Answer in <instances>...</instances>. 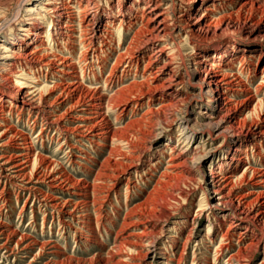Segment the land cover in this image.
<instances>
[{
  "label": "rangeland",
  "instance_id": "obj_1",
  "mask_svg": "<svg viewBox=\"0 0 264 264\" xmlns=\"http://www.w3.org/2000/svg\"><path fill=\"white\" fill-rule=\"evenodd\" d=\"M1 1L2 0H0V22L5 14L6 16L10 15V6H4ZM133 1L134 0H97L100 13L96 15L93 13L95 19H99L100 22H102V19H105V15L112 16L110 12L109 14H105V11L107 12L109 8H112L116 13L114 29H112V34L106 39V42L96 37L93 38L94 41L91 46L84 49L78 41L79 32L77 31H79V28L76 25L78 24L79 16H76L75 19L70 18L67 22H70L72 26L74 25L73 27L75 29L77 28V31L75 30V32H73V36L67 38L65 35H59V31L57 30L59 26H57L56 29V27L50 23V18L41 19L38 22V26L41 27L40 41L36 43L28 41L26 46H24V48L29 51L37 48V45L47 47V51L50 53L53 52L52 54H55L56 57H68V62L72 59L77 60L81 52L91 60L86 70L84 68L86 66L84 61L79 58V62H77V65H80L76 69L77 74H81V81L86 87L91 89L98 88L99 93H103V101L106 100V102L110 103H112L111 101H119L121 97L133 95L130 97L132 101L129 103L130 107L127 111L120 115L119 110L104 107L102 109V117L106 118L107 127L113 130V132L116 131L115 133L119 136L133 129V133H135L133 138L130 136V143L132 142L134 145L133 146L131 143L134 157L132 152H130V148L128 146L126 147L119 139L112 138L111 134H107L106 140H101L105 146L98 145L88 140H85V144H83V141H76L79 140L77 138V133L67 131L66 129L67 127L73 126V122L75 121L74 116H76V114H89L87 111L81 112V110L74 109L69 112L62 120L61 131H56L53 127L40 131L46 118H51L52 120L53 117L49 113L39 112L38 116H36L35 112H29L30 107L28 108V106L22 110V112H19V108L13 109L11 113L8 110L5 111V117L9 120L8 125L16 128L18 132L24 133L23 141L31 140L36 152L46 159V162L42 164L45 165L47 161L50 162L49 168L43 171L49 172V170H51L50 167L52 168L54 166V169L67 177L74 178L75 180L83 179L84 182L93 183L95 189L92 196L94 195V199H101L102 205L99 209L92 210L90 212L91 219L88 220V223H84V221H81V219L76 216L79 212L76 215L70 214L75 199L69 196V193L50 188L46 183H40V188L35 194L29 195L27 190H23L16 195L13 193V188H16V186H14L13 182L9 183V185H6L7 191L4 193L5 195L0 199V207L4 201L7 202L6 206L0 209V223L3 224L4 230L6 229L4 234L1 233L2 230L0 229V264H45V262L50 260L53 261L54 259L55 261H58V259L60 261L64 257L66 259L63 264H88L89 262V264H95L99 262L97 261L98 257H102L103 259H108L110 257L109 252H113L112 250L115 251L118 237L124 233H133L134 235L132 237L135 239L137 238V240L141 242L146 239H150L149 242H152V246H150L149 250L153 252L149 253L145 258L143 257L141 264H236L234 258V260L229 259L231 254H237L238 257H241L243 264H260L263 262L264 229L261 226H253L251 228L250 221L243 218L241 219L240 216H237L236 221L239 224L231 223L235 219V215L230 212V206L223 208L229 213L223 218L221 217L222 212H220V210L210 213V211L207 210V206L208 208L210 207V205H207L208 201L213 205L217 202V198L212 197L209 200L204 199L201 187L206 188L210 185L214 171L219 168V165H221L224 160H228L229 162V164L226 165L227 169L225 172L231 174L234 178L246 167L247 169L249 167V169L264 170V137L259 138L252 136L247 138L246 132L243 131L241 127L230 129L226 132L224 131L222 134L216 135V125H218L219 117L224 111L216 108L217 105L215 100H210L206 92L196 88L195 82L190 77L193 74L190 72L192 71L190 67V58H192L191 56L196 47L208 54L210 59L211 57L214 58L215 47L227 40L234 41V44L242 45L241 47H244L246 51L244 52L246 54L253 51L252 58L245 67L250 66L249 69H251V66L256 63L258 72L255 75H253L250 70L247 71L244 69L243 64L241 67L240 57L243 54L242 48L241 50L234 49V46L230 43L225 49L227 51L225 52L226 54L222 65H232L236 76L243 85L242 87L248 88V90L240 96H238V93L232 92L230 96L232 99L240 100L249 95L252 96V98L254 97L253 101L259 99L264 101V85H261L262 78L259 71V68L264 65V46H259V38L257 39L253 36L249 37L244 33L242 34L240 31L234 30L217 32L207 36L206 40H197L188 35L185 31L181 33L182 35H178L174 32L171 36H166L164 40L165 43L167 42L168 44H166L172 48V63L178 64L179 73L184 78V84L180 86L181 88L174 94V97L179 95L178 101L174 100L173 97L170 101L167 100L171 103H167V101L162 102L159 97H156L154 101L149 103L148 107L150 109L145 104L141 103H138L134 107L136 94H139L142 90H144V92H148V90L143 86V88L139 86L135 87L136 85L134 86L135 89L130 90V88H126V86H131L135 81H141L142 75H144L141 73L142 67L137 69L138 74H134L135 68H131L130 70L129 68H124L123 61L115 64L118 53H124L125 46L132 39L133 29L127 27L128 21L134 19L139 20L141 14L142 4L139 8H137L136 5L133 9H129V12H126L130 14L129 16L125 15V11L123 12V10L128 9L131 2L133 4ZM243 1L244 0H237L230 8L236 9L240 7ZM44 2L45 0H33L28 7L31 6L35 11L37 7ZM141 2H143V0H141ZM160 2H162V7L168 10V17L170 16L169 18H171L170 22L172 25H180L177 22V14H181L183 11L181 8L182 2L180 0H160ZM205 7L213 9L214 13L222 9V7L219 8L217 5L214 6L212 4L202 5L194 9H196L199 14ZM91 10H93V8ZM25 13V10H23L22 18L18 20V23L11 22L1 28L0 30L2 33H0V36L6 35L13 38L18 34V37L22 36L21 38L23 39L30 37L29 34L21 30L24 28L23 26L26 25L25 22H28ZM261 14L260 12L259 15L262 16ZM259 15L258 18H261ZM55 18L57 19V17ZM121 20L122 22H120ZM53 29L56 30L55 32L58 33L59 37L67 38L66 44L65 42L57 44V42L51 38L49 34L52 35ZM184 36L186 38H184ZM262 43L264 44V41ZM160 44L162 43L159 41L156 42L152 49ZM179 48L181 51H179ZM152 49L144 50V52L148 54ZM18 50V53H23L19 47ZM97 58H102L104 60V64L101 65L102 68L98 65ZM18 68H20L18 71H24V66ZM33 70H35L34 73H36V75H39L40 84L38 86L46 85L51 87L55 82L67 83L70 81L64 74L56 71L53 75H50L48 69L41 64H36ZM110 70H113L115 72L114 74L119 76L120 79L115 77L111 87H108L104 85L102 78ZM93 74L97 77H95V82L91 83L89 78L93 79ZM2 83L3 81L0 80V86ZM10 85V87H12L10 93L18 89L16 86ZM56 90L57 89L52 90L50 99L58 93V90ZM119 90L121 92L120 94L118 93ZM109 97L112 99L111 101H108ZM153 97L154 94L150 92V94H143L138 100L142 102L143 99L144 103H146L147 99L151 100ZM219 100L220 98L217 99V101ZM162 103H166L168 106L163 107L161 106ZM7 106L9 105L7 104ZM66 106L67 105L63 108H59L60 112L63 111ZM151 109L152 112L150 111ZM143 111H146V113L144 114ZM201 111H205L206 113L209 112V115H212L213 119H209L207 116L208 114H200ZM167 112H171V117H167ZM246 112L247 109L232 111L228 114L226 120H240L247 114ZM17 114L18 119L16 118ZM190 118H193L198 124L204 119L211 120V123L208 127H204L202 124H200L201 128L197 126L198 128L196 127V129L200 128L199 130H203L201 133L197 132L195 128L185 126L184 119ZM253 118H255V116H253ZM182 119L183 121L179 122ZM248 122H250V120ZM148 130H150L152 134ZM134 136L137 137L134 138ZM142 138L146 142L144 140L142 141ZM151 140L153 144L151 147H148ZM262 140L263 143L260 145L259 141L262 142ZM165 143H167V147L172 145L175 152L177 151L176 153L182 152L187 155V159L179 165V169L182 170V173L169 178L168 184L162 180L160 183H157L159 178L162 179L160 175L169 167L168 153L170 150L163 146ZM71 144L74 146L76 145L77 148H71ZM142 144L146 145L142 147ZM238 147L240 151L234 154L235 148ZM115 148L118 150V153L123 152L127 156L132 155L131 157L133 158L131 161L134 166L129 168L121 166L116 169L113 172L115 177L114 184L109 185V181H102L100 178H95L94 173L98 170L99 165V168H101L102 164L105 166L109 164V162H112L116 155L112 152L115 151ZM203 153L206 154L201 158ZM137 155L139 158L134 159ZM107 159H109V162ZM167 165L168 167H166ZM201 170L205 172V176L201 175ZM189 178L191 180H189ZM234 184L241 187L238 189L239 193L254 189L250 184H242L241 178L235 180ZM0 187H3V182H1V180ZM102 187H107L105 189L109 191L106 197H101L100 195L102 194L99 195V190H101L100 188ZM255 191L257 190L255 189ZM41 193H45L47 196L44 197ZM49 196H58L61 200H74L68 207L61 209L55 208L51 204ZM200 208L202 210L199 211L198 209ZM125 220L128 222L127 224H123ZM245 224L250 228L248 229L249 231H244L246 228ZM227 227H230L231 232H227ZM9 230L10 232L15 231L17 233L15 234L16 236L14 235L11 237V241H8V236L11 234ZM243 231L245 233L244 239L240 243H237V236ZM225 232H227V236L224 239L222 234H225ZM22 235L28 237V241L36 242L31 249L25 250L27 253L14 246V241ZM252 237H255L259 242L254 241L255 249L254 247H252L253 249L249 247L246 248V242H248V239L251 240ZM147 240L145 242H147ZM46 241H50L52 245L55 244L56 247L53 249L54 251H63L65 253L63 255L55 252L50 253L48 250L49 245L42 244ZM221 244L223 248H220ZM9 248H11V250ZM240 248H244V250L242 252L238 251ZM4 255L5 257H3ZM137 259H139V257Z\"/></svg>",
  "mask_w": 264,
  "mask_h": 264
},
{
  "label": "bare ground",
  "instance_id": "obj_2",
  "mask_svg": "<svg viewBox=\"0 0 264 264\" xmlns=\"http://www.w3.org/2000/svg\"><path fill=\"white\" fill-rule=\"evenodd\" d=\"M32 1L33 0H2L1 1L2 4H4V6L6 7L10 6V12H9L10 15L6 16L5 14L4 18L0 22V29L10 24L11 22L18 23V20L22 18V11L25 10L26 12L25 16L27 17L26 19L28 22H25L26 25H24L23 26L24 28L21 30L29 34L30 37L27 36L28 38L23 39L21 38L22 36L18 37V34H16L15 37L13 38L8 37L6 35L0 36V80L3 81V83L0 86V180L1 182H3V187H0V199L3 198V196L5 195L4 193L7 191L6 185H9V183L11 182H13L14 186H16V188H13V193H15L16 195H18V193H20V191L23 190H27L29 192V195L35 194L36 191L40 188V183H46L50 188L59 190L64 193L65 192L69 193L70 194L69 196H72L75 199L73 203L72 201L74 199L72 201L64 200V199L61 200L60 197L58 196L57 197L49 196L50 202L55 208L57 207V208L65 209L66 207H68L70 204L73 203L72 206L73 209L70 211V214L76 215L79 212V214L76 216L79 219H81V221H84V223H88V220L91 219L90 212L92 210L99 209V207H101L102 205L101 199H99L100 200L99 201L93 198L94 195L92 196L95 189L93 183H87L86 181L84 182L83 179L75 180L74 178L67 177L63 175V173L61 174L56 169H54L55 168L54 166H53L54 168L50 167L51 170H49V172L43 171L46 170V168L47 169L49 168L50 162L47 161L45 165L42 164L46 162V159H44L42 155L36 152L34 148V144L32 143L31 140L23 141L24 133L18 132L16 128H14L11 125H8L9 120L5 117V111L8 110L11 113L13 109L19 108V112H22V110H24L28 106V108L30 107L29 112L30 111L35 112L36 116H38L39 112L49 113L53 118L52 120L51 118L50 119L46 118L45 122L42 124L40 128V131L49 129L51 127H53V129L56 131H61L60 128L62 127V120L69 112H71L74 109L81 110V112L87 111L89 112V114L86 115L82 113L76 114V116H74L75 121L73 122V126L67 127L66 129L67 131L77 133V138L79 140L76 141H83V144H85V140H88L91 142H95L98 145L105 146L104 143L101 142V140L103 141L106 140L107 134H111L112 138L119 139L121 142L125 144L126 147L128 146L130 148V152H132L133 154V150L131 147L132 142L130 143V136H132L133 138V135L135 133V132L133 133V129H130L126 132V134L119 136L115 133L116 131L113 132V130L107 127L106 118L102 117L103 115L102 109L104 107L117 109L119 110L120 115L125 111H127L128 108L130 107L129 103L132 101L130 100L132 94L131 95L129 94L130 95V96L128 95L129 97H123V98L121 97V99L116 102L111 101L112 99H110L109 97V100L108 99L107 100L111 101L112 103L106 102V100L103 101L104 98V97L102 98L103 93L102 94L99 93L98 88L91 89L86 87L81 81V77H82L81 74L80 73L79 75L77 74L76 69L78 68V66H80L77 65V62H79V58L80 60L86 63V66L84 67L85 70L86 67L91 62L89 57H87L81 52L79 53L77 60L72 59L70 62H68L67 60L68 57L65 58L56 57L55 54H52L53 52L50 53L47 51L48 49L47 47H42L41 45H37L36 46L37 48H34L30 51L24 48V46H26V43L28 41L35 43L40 41L41 27L38 26V22L39 20L46 18H50L51 20L50 23L53 24L56 27V29L57 26H59L57 29L59 31V35H63V36L65 35V37L69 38L70 36H73L72 34L73 32H75L77 28L75 29L73 27L74 25L72 26L70 22L69 23L67 22L70 18L75 19L76 16H79L78 24L76 25L78 26L79 31L77 30L76 31L79 32V39H78L79 44H81L84 49L89 48L94 41L93 38L96 37H99L101 40L106 42L107 41L106 39L110 37V34H112V29H114L113 27H114L116 13L112 8H109L107 12L105 11V14L106 13L109 14L110 12L112 16L105 15V19H102V22H100L99 19H95V15L100 13V11L98 10L97 0H45V2L41 3L40 6H38L37 10L35 11L31 8V6L28 7L32 3ZM180 1L182 2L181 8L183 11L181 14H177L178 16L176 15L178 18L177 22L178 24H180L177 26L172 25V23L170 22L171 18H169L170 16L168 17L169 14L168 10L162 7V2H160V0H143V2H141V0H137V1L134 0L133 4L131 2V5L128 7V9L123 10V12L125 11L124 12L125 15L129 16L130 14L126 13L129 12L128 11L129 9L131 8L133 9L136 5L137 8H139L140 5L142 4V10L139 16V20L134 19L128 21L129 23L127 27L133 29L132 39L125 46V52L118 53V57L115 62V64H118L121 61H123L124 62L123 67L129 68V70L131 68H135L134 74L135 73L138 74L137 69H139V67H142L141 73H143L144 75H142L141 81L139 82L135 81L132 85L129 83L131 86H126V88L129 87L130 90L135 89L134 88L135 85H136L135 87L139 86L140 88L146 87L145 89L148 90V92H144V90H142V92H140L139 94L137 93L139 96L137 94L136 96L134 95L135 99L134 98L133 99L136 100V102L134 103V107L138 103L145 104L148 107L149 103L154 101L156 97H159V99L162 102L167 100L170 101L171 99H173L174 94L178 92V89L181 88L180 86L184 84L183 81L184 78L179 73L178 64L172 63L173 61V59L171 58L172 48L168 46L167 45L168 43L166 42L167 43L166 44L164 40L166 36L167 37L171 36L172 34H174V32L178 35H182L181 33L185 31L187 32L188 35L192 36L197 40H206L207 36L213 35L217 32L234 30V31H240L242 34L244 33L249 37L253 36L257 39L259 38L258 39L260 40L259 46H264V44L262 43L264 41V0H244L241 3L240 7L236 9H232L230 7L233 6L237 2V0H180ZM173 4L176 5L175 3ZM206 4L208 5L212 4L214 6L217 5L219 8L222 7V9L221 11L214 13L213 9H210L209 7H205L199 14L197 13V10L194 9L195 7H201L202 5H206ZM92 8L93 10H91ZM260 12L262 13L261 14L262 16L259 15ZM93 13L95 15H93ZM258 15L261 18H258ZM55 17H57V19ZM120 22H122V20ZM55 31L56 30L53 29L52 35L49 34L51 38H53V40H55L57 44H62L64 42L66 44L67 38L65 37L62 38L61 36L60 38L58 36V33H56ZM0 33H2L1 30ZM184 38L186 37L184 36ZM158 41L161 42L162 44L152 49V47ZM229 43L232 46H234L233 47L234 49L241 50L242 48L243 54L241 57L239 56L241 67L243 64L244 69H246L247 71L250 70L252 74L255 75L258 72V67L256 63L253 66H251V69H249L250 66L245 67V65L248 62H250L253 51L246 54L244 47H241L242 45L240 46L234 44V41L227 40L215 47V52H214L215 56L214 58L210 56L211 59L209 58L208 54H206L202 50H199L196 47L194 49L193 54L191 53L192 58H190L191 59L190 67L192 70L190 72L193 74L191 76L190 75L188 76H190L191 79H193V81L195 82V86H197L196 87L197 89L206 92V94L209 95L210 100L212 99L215 100L217 109L219 110L221 109L224 111V113L221 114L219 117L218 125H216V130H215L217 132L216 135L222 134L224 131L226 132L227 130L230 129L241 127L243 131L246 132L247 138L252 136L262 138L264 137V101L260 99L253 101L254 97L252 98V96L249 95L240 100L239 99L234 100L230 97L232 92H236L239 94L238 96H240L242 95V93L246 92L248 88L242 87L243 85L241 84L240 79H238V77L236 76V73L232 65L230 64L227 66L222 65L226 54L225 52L227 51L225 49L226 47H228ZM18 47L20 50L23 51V53H18L19 51ZM147 49L149 50L152 49V50L147 54L146 52H144V50ZM179 51H181L180 48ZM97 63L100 66V68H102L101 65L104 64V60L102 58H97ZM36 64H41L45 66L50 72V75L51 74L53 75L54 72L56 71L61 74H64L70 81H68L67 83L55 82V84L51 87L46 85L38 86L40 84L39 75H36V73H34L35 70H33ZM22 66H24V71L23 72L18 71V69H20L18 67H22ZM259 71L261 73V78H262L261 85H264V65L259 68ZM114 73L115 72L113 70L112 71L110 70L102 78L104 85L111 87L115 77L120 79V77ZM94 74H93L94 77L93 79L89 78V81L91 83L92 82L94 83L95 77H97L95 76L96 74L95 75ZM10 84L18 88L13 93L12 92L10 93V91H12L11 90L12 87H10L11 86ZM54 89H57L58 93L54 95L52 99H50V95L52 94V90ZM150 92L154 94L153 99L151 100L147 99L146 103H144L143 99L142 102L138 100L143 94H147V93L150 94ZM118 93L119 94L121 93L120 90L118 91ZM178 96L174 97V100H177L179 98ZM218 98H220L219 101H217ZM168 101L167 103H171ZM7 104L9 106H7ZM65 105H67L65 109L60 112L59 108H63ZM161 106L166 107L168 106V104L162 103ZM243 109H247L246 112L247 114H245V116L242 119L240 120L235 119L234 121L226 120L230 112L243 110ZM150 111L152 112V109ZM145 113L146 111L144 112V114ZM170 113L171 112L166 113L167 117H171L172 114ZM200 114L202 115L208 114L207 115L208 118L213 119L212 115H209V112L206 113L205 111H201ZM253 116H255V118H253ZM16 118L18 119V114ZM148 118L150 117L148 116ZM247 118L250 120V122H248L249 120ZM184 120H185L184 124L186 127L189 126L195 128L197 132H201V133L203 130H199L201 128L200 124H202L204 127H208L211 123V120H205V119L202 120L201 123L199 122V124L195 120H193V118L184 119ZM182 121L183 119L180 120L179 122ZM197 126L200 128L196 129ZM148 131L150 132V130ZM135 137L137 136H134V138ZM143 140L144 139L142 138V141ZM262 143L263 140L262 142L259 141L260 145H262ZM152 144L153 142L151 140L149 142L148 147H151ZM144 145L142 144V147H144ZM70 146L71 148H77L76 145L74 146L71 144ZM163 146L170 150L168 153L169 167L167 165L166 167H168V169L166 168L167 169L166 171H164L163 173L161 172L162 174L160 176L162 177V179L159 178L157 180V183H160L162 180L163 182L168 184L169 178H172V176H177L182 173V170L179 169V165L181 162H184L185 159H187V155L182 152L176 153L177 151L175 152V149L174 147H172V145L167 147V143H165ZM239 147L235 148L234 154L240 151ZM112 152L116 154L115 158L112 157L113 158L112 162H109V159H107L109 164L107 165L104 164L105 166H103L102 164L101 168H99L100 167L99 165L98 170L95 171L94 173L95 178L97 179L100 178L102 181H109L108 183L109 185L114 184L115 177L113 172L116 169H118L121 166L126 168L134 166V164H132L131 161L132 158L134 157V154L133 157H131L132 155L127 156L123 152L118 153V150L116 148L115 151ZM205 154L206 153H203V155H201V158H203ZM137 158H139L138 155L134 159ZM227 164H229L228 160H224L222 164L219 165V168L214 171V174L212 175V182L210 183V185L206 188L201 187L202 192L204 194L203 196L204 199L209 200L212 197L217 198V202L213 205H211L208 201L207 205H210V207L208 208L207 206V210H209L210 213L220 210V212H222L221 217L223 218L224 216L229 214L226 212V209L223 208L226 206L228 207L230 206L231 209L230 212H232L235 215L234 217L235 219L231 223L236 224L237 216H240L241 219L243 218L246 219L247 221H250L251 228L253 226H261L264 229V170L249 169V167L247 169L246 167L241 171L239 175H236L234 178L231 174L225 172L227 169L226 166ZM201 175L205 176V172L203 170H201ZM190 178L189 180L192 179ZM239 178H241L242 184H247V185L250 184L254 187V189L239 193L238 189L241 187H238L236 186V184H234L235 180H238ZM103 188L104 187L100 188L101 190H99V195L102 194L100 195L101 197H106L109 191L105 189L107 187H105L104 189ZM255 189L257 191H255ZM42 196L46 197L47 194L44 193L42 194ZM6 203L7 202L4 201L0 209L3 206H6ZM205 209H206V205H205ZM198 210L200 211L202 209L200 208ZM127 223L128 222L126 220L123 222V224H127ZM245 227L246 228L244 229V231L250 229L247 227L246 224ZM0 229L2 230L1 233L4 234L6 229L4 230L2 223H0ZM15 231L10 232L9 230L11 234L8 236V241H11L12 240L11 237L17 234ZM244 231L240 232L239 236H237L236 239L237 243H240L244 239L245 236ZM227 232L228 233L231 232L230 227H227ZM227 232H225V234H222V237L224 239L227 236L226 234ZM133 235H134L133 233H127V234L124 233L120 235L118 237V241L116 244L117 248H115V251L112 250L113 252L111 251L109 252L110 257L108 259L107 258L103 259L102 257H98L97 261L99 262L95 264H141L142 258L143 257L145 258L146 256L149 255V253L153 252L149 250L150 246H152V242L151 241L149 242L150 239L149 240L146 239L147 242H145L146 241L145 240L143 241L145 243H143L140 240H137V238L136 239L133 238L132 237ZM28 240H29L28 237L22 235L20 236V238H17L14 241L15 242L14 246L20 248V250H24V251L29 250L33 247L34 244H36V242L34 241L30 242ZM254 241L259 242V240L255 239V237H252L251 240L248 239V242H246L245 247L246 248L254 247L255 249ZM42 244L49 245L48 250L50 253L55 252L60 255H63L65 253L63 251H54L53 249L56 246L54 243H53L54 245H52L50 241H46L45 243ZM221 247L222 244L220 245V248ZM9 249L11 250V248ZM243 250L244 248H240L238 251L242 252ZM25 253H27V251H25ZM3 257H5V255ZM138 257L139 259H137ZM233 258L235 259L236 264H243L241 261V257H238L237 254L234 255L231 254L229 259L232 260ZM65 259H66L65 257L62 258L60 261L59 259L58 261H55L54 259L53 261L50 260L45 262V264H63ZM260 264H264V260Z\"/></svg>",
  "mask_w": 264,
  "mask_h": 264
}]
</instances>
